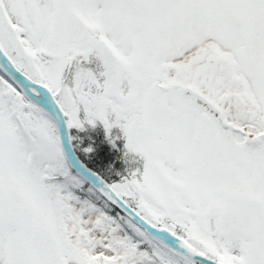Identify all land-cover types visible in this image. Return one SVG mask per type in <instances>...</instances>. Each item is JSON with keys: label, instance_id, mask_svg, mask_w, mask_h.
<instances>
[{"label": "snow or ice", "instance_id": "6c2138e0", "mask_svg": "<svg viewBox=\"0 0 264 264\" xmlns=\"http://www.w3.org/2000/svg\"><path fill=\"white\" fill-rule=\"evenodd\" d=\"M0 264H264V0H0Z\"/></svg>", "mask_w": 264, "mask_h": 264}]
</instances>
